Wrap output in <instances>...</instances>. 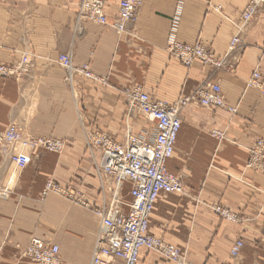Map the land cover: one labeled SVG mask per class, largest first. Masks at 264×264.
Instances as JSON below:
<instances>
[{
  "label": "crops",
  "instance_id": "obj_1",
  "mask_svg": "<svg viewBox=\"0 0 264 264\" xmlns=\"http://www.w3.org/2000/svg\"><path fill=\"white\" fill-rule=\"evenodd\" d=\"M80 2L0 0V64L15 65L24 55L30 62L19 81L0 79V131L17 125L24 135L66 143L61 154L30 151L31 163L22 171L0 154V191L8 188L0 204V264H35L23 257L33 237L57 245L64 264H91L101 224L82 203H109L111 181L98 175L100 155L88 148V134L98 130L123 142L130 132L150 140L155 125L129 111L125 88L141 86L155 100L173 104L207 84H219L237 113L197 104L182 110L167 170L182 180L186 194H161L148 232L193 264H264V168L246 169L250 149L264 140V95L247 87L256 71L264 77V7L225 66L215 69L200 62L186 68L170 57L167 45L200 42L225 57L235 35L232 22L249 0H144L123 34L80 21ZM119 5L106 0L109 20L119 18ZM63 54H71L76 67L89 64L108 84L76 75L70 85L59 64ZM214 131L225 139L214 138ZM50 180L80 202L45 195ZM123 188L130 206L131 186ZM212 205L240 214L242 222L222 220ZM238 240L245 246L232 259ZM139 264L176 263L143 249Z\"/></svg>",
  "mask_w": 264,
  "mask_h": 264
},
{
  "label": "built area",
  "instance_id": "obj_2",
  "mask_svg": "<svg viewBox=\"0 0 264 264\" xmlns=\"http://www.w3.org/2000/svg\"><path fill=\"white\" fill-rule=\"evenodd\" d=\"M143 1L121 0L119 18L111 21L105 11L106 0H81L78 18L80 21L109 27L122 34L126 32L128 25L137 20L138 9ZM263 7L264 0H249L239 18L232 22L235 35L230 42L227 56L236 52L242 34ZM166 50L171 58L176 59L186 68L200 62L204 66L222 69L226 62V57H218L201 43L190 45L170 42ZM59 62L67 72L66 80L70 85L73 84L76 75L94 83L108 84L107 79L96 75L89 64L74 66L71 54L61 55ZM29 63L28 56L24 55L19 63L13 66L0 64V79L13 78L19 81L27 72ZM247 87L259 90L264 95L263 76L258 72L255 73L248 81ZM123 94L129 111L153 123L156 132L150 140L128 132L123 142L116 141L109 134L98 130L88 134V148L100 153V163L97 168L100 178L113 183L107 191L113 193L115 198L124 184L129 183L132 198L128 212L121 211L112 201L102 207H90L82 203L97 215L101 224L91 264H119V261L123 264H138L140 248L160 252L176 264H193L179 249L147 233L149 219L155 202L161 194L186 193L182 180L167 170V163L174 156L176 141L182 128V110L194 103L211 110L226 109L232 114H236L237 109L228 104L219 84L205 85L193 94L181 97L173 104L155 100L141 86L125 88ZM212 136L219 141L225 139V133L220 131H214ZM65 146L66 143L62 140L25 136L17 125L0 131V154L8 156L15 169L19 171L24 170L31 163L30 151L44 149L61 154ZM263 168L264 140H260L250 149L246 169L259 173ZM3 190L0 191V204L8 194V188ZM45 190V195L54 192L70 199L75 196L73 193L71 197L70 191L59 188L52 182L47 184ZM211 208L224 221L239 224L243 220L240 214L222 205H212ZM244 246L243 240L235 243L231 250L232 259L238 258ZM23 257L35 264H64L57 245L36 237H33L28 247L24 249Z\"/></svg>",
  "mask_w": 264,
  "mask_h": 264
},
{
  "label": "rangeland",
  "instance_id": "obj_3",
  "mask_svg": "<svg viewBox=\"0 0 264 264\" xmlns=\"http://www.w3.org/2000/svg\"><path fill=\"white\" fill-rule=\"evenodd\" d=\"M121 1V0H120ZM249 3V2H248ZM247 7V6H246ZM140 8V7H139ZM220 8V9H219ZM216 10H217V12H222V8L221 7H217L216 8ZM138 12H139V9H138ZM138 17V16H137ZM255 19H256V17H255ZM254 19V20H255ZM237 20V19H236ZM253 20V21H254ZM137 21V20H136ZM136 21L134 22V23H136ZM252 21V22H253ZM251 22V23H252ZM131 24H133V23H131ZM250 25V24H249ZM125 33V32H124ZM123 34V33H122ZM180 43V42H179ZM197 43H200V42H197ZM238 48H239V46H238ZM230 56V55H229ZM229 56H225L226 58H228ZM61 57V56H60ZM218 57H220V56H218ZM60 59V58H59ZM226 61V60H225ZM60 64V63H59ZM13 66V65H12ZM184 66V65H183ZM62 67V66H61ZM185 67V66H184ZM190 68V67H189ZM214 68V67H213ZM215 69H217V68H215ZM260 73L259 71H256L255 73ZM254 73V74H255ZM261 74V73H260ZM262 75V74H261ZM254 76V75H253ZM263 76V75H262ZM264 78V77H263ZM248 83V82H247ZM208 85V84H207ZM205 86V85H204ZM251 89H253V88H251ZM256 90V89H255ZM257 91H259V90H257ZM262 94V93H261ZM263 95V94H262ZM184 97V96H183ZM181 98V97H180ZM194 104H196V103H194ZM198 105V104H197ZM200 106V105H199ZM218 110V109H217ZM145 121H147V122H149L147 119H145V117H142ZM5 131V130H4ZM135 135V134H134ZM225 136H226V134H225ZM55 139V138H54ZM114 139V138H113ZM116 140V139H115ZM95 152H97V151H95ZM98 154L100 155V153L98 152ZM100 177V176H99ZM102 179V178H101ZM49 182H52L54 185H56L57 187H59L60 188V186L59 185H57L56 183H54L53 181H49ZM48 182V183H49ZM47 183V184H48ZM110 184L111 185H109V184H107L108 186L106 187L107 188V190H108V188L110 187V186H112V183L110 182ZM47 186V185H46ZM124 187V186H123ZM46 189V188H45ZM63 189V188H62ZM1 191H4L3 189L1 190ZM46 191V190H45ZM125 190H124V188L117 194V197H115V198H113L111 201L114 203V205H116V206H118L119 207V209L121 210V211H124V212H128L127 210V208L129 207V202L127 201V199H126V196H125V192H124ZM109 192V191H108ZM50 193V192H49ZM45 194V193H44ZM72 195H73V193L71 192V197H72ZM119 195V196H118ZM67 198V197H66ZM73 199L71 200L70 198H67V199H70L71 201H73V200H78V199H76V196H74V197H72ZM109 203H110V201H109ZM122 203V204H121ZM121 206V207H120ZM223 220V219H222ZM231 223V222H230ZM230 255H231V253H230Z\"/></svg>",
  "mask_w": 264,
  "mask_h": 264
},
{
  "label": "bare ground",
  "instance_id": "obj_4",
  "mask_svg": "<svg viewBox=\"0 0 264 264\" xmlns=\"http://www.w3.org/2000/svg\"><path fill=\"white\" fill-rule=\"evenodd\" d=\"M139 14V13H138ZM78 20V19H77ZM85 23V22H84ZM78 24H80V23H78ZM130 27V26H129ZM113 30V29H112ZM73 57V56H72ZM78 76V75H77ZM85 78V77H84ZM71 87V86H70ZM25 136H27V135H25ZM54 153V152H53ZM98 153V152H97ZM57 154H60V153H57ZM91 155V154H90ZM95 162V161H94ZM96 163V162H95ZM94 163V164H95ZM168 164V163H167ZM14 168H16V167H14ZM96 168V167H95ZM16 171H19V170H17L16 169ZM15 173V172H14ZM170 173V172H169ZM171 174V173H170ZM17 175V174H16ZM99 175V174H98ZM173 175V174H172ZM14 177H15V175H14ZM101 179V178H100ZM101 181V180H100ZM14 182V181H13ZM16 183V182H15ZM127 184V183H126ZM130 185V184H129ZM12 193V192H11ZM186 194V193H185ZM185 194H180V195H185ZM165 195H169V194H165ZM119 196V195H118ZM129 196H131V195H129ZM8 198V197H7ZM114 198V194L112 193L111 194V199H110V201L112 200ZM6 200V199H5ZM79 200V199H78ZM158 200V199H157ZM80 202V201H79ZM131 202H132V198H131ZM131 202H130V204H131ZM199 202V201H198ZM122 204V203H121ZM155 204H156V202H155ZM84 206V205H83ZM121 207V206H120ZM154 207H155V205H154ZM212 209V208H211ZM154 210V209H153ZM94 213V212H93ZM150 219H151V217H150ZM150 219H149V225H150ZM101 229V228H100ZM148 231H149V227H148ZM147 231V233L149 234V232ZM150 235V234H149ZM152 236V235H151ZM99 237V236H98ZM153 237H155V236H153ZM96 246V245H95ZM23 247V246H22ZM28 247V246H27ZM143 249H147V248H140V255H141V251L143 250ZM147 250H149V249H147ZM149 251H151V250H149ZM158 253H160V252H158ZM119 262H121L122 264H123V262L122 261H119ZM118 262V263H119ZM140 263V258H139V262H138V264Z\"/></svg>",
  "mask_w": 264,
  "mask_h": 264
}]
</instances>
